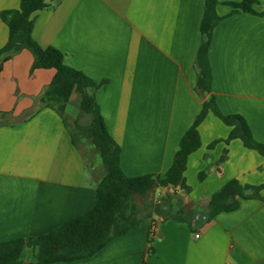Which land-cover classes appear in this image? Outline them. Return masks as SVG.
Wrapping results in <instances>:
<instances>
[{
  "label": "crops",
  "instance_id": "crops-1",
  "mask_svg": "<svg viewBox=\"0 0 264 264\" xmlns=\"http://www.w3.org/2000/svg\"><path fill=\"white\" fill-rule=\"evenodd\" d=\"M219 1L222 19L208 47L210 93L195 89L205 0H60L33 14V39L100 84L95 102L127 177L167 172L210 96L264 144V16L229 15ZM19 2L0 0V13ZM253 9L264 12V0ZM7 39L0 18V49ZM32 64L21 50L0 69V242L39 237L86 213L104 174L101 161L90 164L73 144L63 118L40 102L54 70ZM229 132L209 112L198 126L200 147L186 160L190 191L155 189L162 198L174 192L192 211V229L154 216L89 258L53 264H264V200L238 199L235 210L206 220L211 195L229 180L264 185V156L239 139L225 144ZM36 253L26 248L20 264H36Z\"/></svg>",
  "mask_w": 264,
  "mask_h": 264
},
{
  "label": "trees",
  "instance_id": "trees-1",
  "mask_svg": "<svg viewBox=\"0 0 264 264\" xmlns=\"http://www.w3.org/2000/svg\"><path fill=\"white\" fill-rule=\"evenodd\" d=\"M60 0H20L17 9L0 13L1 20L8 29L6 44L0 49L1 65L15 53L27 50L33 56L32 69H53L54 76L44 89L40 102L45 107L54 109L62 118L76 146L79 141H88L96 151L104 174L96 185L95 200L89 211L72 218L59 227L39 237L17 238L0 242V264H20L21 256L26 248H36V264H53L86 259L101 250L114 238L129 233L143 225L146 221L140 216L135 204L136 198H146L157 188L172 187L185 192L186 185L183 173L187 157L200 147L198 126L210 112L224 125L230 128L225 144L239 139L245 148L264 156V144L256 142L246 121L239 115L220 113L215 99L210 96L203 102L199 114L193 124L184 133L179 142L171 167L163 175H144L127 177L120 168V147L108 134L99 108L95 102L94 92L100 86L82 72L64 64L63 54L53 47H41L32 36L34 18L37 11L46 9ZM257 0H225L230 7L229 15L257 13L253 5ZM219 0H205L204 14L200 24L201 43L198 48L195 65L197 67V92H211L212 74L208 60V47L211 32L222 19L216 13ZM78 97L79 110L88 116L87 124L74 123L72 127L65 119V109L72 95ZM32 113L28 114L30 116ZM5 116L0 113V118ZM226 151H224V154ZM222 159V157H221ZM204 173L199 175L202 179ZM264 185H241L235 179L226 182L217 192L211 195L206 205V220L210 221L221 212L233 211L237 208L238 199L264 200L260 192ZM155 214L163 220L185 223L191 227L193 213L182 208L178 214H169L156 209Z\"/></svg>",
  "mask_w": 264,
  "mask_h": 264
},
{
  "label": "rangeland",
  "instance_id": "rangeland-1",
  "mask_svg": "<svg viewBox=\"0 0 264 264\" xmlns=\"http://www.w3.org/2000/svg\"><path fill=\"white\" fill-rule=\"evenodd\" d=\"M78 103V97L73 94L69 102V112L65 114V119L70 127H72L74 123L87 124L89 121L88 116L79 110ZM78 145L87 162L93 164L95 161H100L96 151L88 141L81 140ZM175 195L174 192L170 194L165 193V198H162L161 192L154 190L146 198H136L135 204L140 210V216L144 217L146 222H154L155 220L153 217H159L154 211L156 209L162 210L161 207L163 202H165L166 213L178 214L181 211V207H183L182 203L177 200Z\"/></svg>",
  "mask_w": 264,
  "mask_h": 264
}]
</instances>
